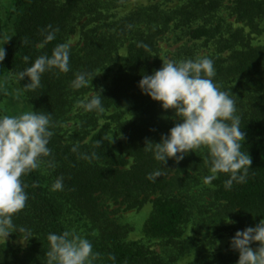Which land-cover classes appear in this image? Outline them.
Here are the masks:
<instances>
[{"label":"trees","instance_id":"obj_1","mask_svg":"<svg viewBox=\"0 0 264 264\" xmlns=\"http://www.w3.org/2000/svg\"><path fill=\"white\" fill-rule=\"evenodd\" d=\"M63 1L59 5L55 0H11L8 20L11 23L16 18L13 29L8 27L1 41L6 58L0 65V107L13 116L33 109L51 113L55 134L48 145L52 155L45 159L55 166L43 163L22 177L28 186L29 199L25 209L14 217V224L31 229L33 237L18 248L12 244L19 241L18 233L10 234L7 242H0V264H46L47 235L67 231L63 221L67 206L98 221L107 213L103 210L105 201H113L124 210L151 202L153 212L147 232L152 237L170 240L182 236L195 200L193 189L209 175L204 163L208 153L191 152L179 164L169 160L167 169H162L152 153L143 148L146 140L159 142L175 126L174 111L163 110L160 102L153 101L138 87L143 74L151 75L162 67L159 56L162 37L179 29H188L190 41L218 44L217 52L207 56L214 62L213 79L235 100L240 128L246 134L241 151L252 159L245 183H234L231 190H226L224 181L228 176L223 173L213 181L214 201L223 205L220 211L232 221L234 234L264 219V45L255 47L246 43L238 30L231 34V40H222L223 26L209 24L215 18L213 13L221 7L220 0H189L169 11L153 5L111 23L110 31H103L102 25L83 31L80 44L70 48V71L44 73L41 88L17 98L15 89L29 79L18 83L15 73L30 66L40 55L50 56L56 45L64 43L77 15L74 13L89 0ZM233 1L238 21L255 26L257 20H264V0ZM91 2L94 7L99 0ZM200 20L204 23L193 27ZM48 25L59 29L56 39L38 48ZM126 42L128 55L121 58L119 49ZM140 44L147 45V49ZM227 52L230 55L224 57ZM25 56L29 57L28 62ZM195 58L190 48H182L171 60ZM119 59L124 64L111 84L105 86L99 74ZM78 72L91 73L94 79L88 87L73 90L70 83ZM100 88L104 89L103 113L85 112L78 107V102L89 99ZM74 146H78L77 152L72 151ZM92 152L96 153L94 159L81 158L82 154ZM157 169H162L163 176L149 180V173ZM61 175L64 190L52 191L51 185ZM111 242L102 264H165L140 248L121 243L115 236ZM113 256L115 260L110 259ZM237 261L220 256L203 264H237Z\"/></svg>","mask_w":264,"mask_h":264},{"label":"clouds","instance_id":"obj_2","mask_svg":"<svg viewBox=\"0 0 264 264\" xmlns=\"http://www.w3.org/2000/svg\"><path fill=\"white\" fill-rule=\"evenodd\" d=\"M58 31L48 25L42 33L44 39L37 47L43 48L55 40ZM24 42L28 43L27 39ZM138 46L148 47L144 44ZM5 58V47H0V65ZM69 59L68 43L56 45L50 56L37 57L30 66L15 73L18 83L26 77L29 79L27 84L15 89L16 97L41 88L42 76L46 72L68 73ZM161 59L162 67L151 75L143 74L138 87L153 101L160 102L163 110H173L176 123L159 142L146 140L143 149L152 153L162 169H167L165 165L169 160L179 164L191 152L206 150L208 155L204 163L209 175L203 177L204 184H211L221 173L228 176L224 181L226 190H231L234 183H245L252 168L250 155L241 151L246 134L240 128L235 100L214 82L213 60L207 56ZM24 60L28 62L29 57L25 56ZM93 79L91 73H75L70 87L80 90L88 87ZM103 91V88L96 90L89 99L78 102V107L85 112L103 113ZM54 127L51 113L33 109L13 116L0 107V242H7L12 233H18L19 242L24 245L33 237L31 229L14 224V217L25 209L29 199L28 186L22 177L39 169L43 163L55 166L51 160L45 159L52 155L48 145L55 134ZM77 150L78 146L72 148L73 152ZM95 157V152L81 155L86 160ZM162 169L149 173L148 179L156 181L163 176ZM51 190H64L62 175L55 179ZM47 241L46 264H94L99 256L93 251L91 241L74 231L49 233ZM253 244L258 246L253 248ZM230 247L239 253L237 264H264V219L254 227L237 231ZM110 259L115 260V257Z\"/></svg>","mask_w":264,"mask_h":264},{"label":"rangeland","instance_id":"obj_3","mask_svg":"<svg viewBox=\"0 0 264 264\" xmlns=\"http://www.w3.org/2000/svg\"><path fill=\"white\" fill-rule=\"evenodd\" d=\"M62 5L63 0H55ZM93 0L82 4L74 13V21L65 35L64 43L70 48L78 46L85 30L102 25L103 31L111 30L109 25L141 8L159 5L162 10L169 11L186 5L189 0H99L92 7ZM221 7L214 12L215 18L209 23L223 26L222 40H231V34L235 31L242 32L245 42L252 46L264 45V20H257L255 26L237 20L234 11L233 0H220ZM0 47L1 41L8 27L12 30L15 18L8 20V12L11 9V0H0ZM95 9L94 11H90ZM80 14H86L81 16ZM203 20L193 24V27L202 25ZM114 29H112L113 31ZM187 28L169 31L159 42V56L171 60L177 57L182 48H190L196 57L209 56L217 52L218 44L204 41H190L186 35ZM221 40V39H220ZM128 43L121 45L119 55L125 58L128 55ZM230 52L224 53L227 57ZM123 59L111 64L109 70L99 74L105 86H109L119 71ZM246 79H243V81ZM236 81L235 84H238ZM90 93L89 95H91ZM88 97V96H87ZM105 121L102 120L101 124ZM71 125V124H70ZM215 187L203 182L193 189L194 203L191 206V215L188 223L182 228V236L178 239L152 237L147 232V222L152 215L153 206L148 202L141 208L124 210L113 201H105L103 210L107 212L104 217L94 220L80 215L79 211L69 206L66 207L63 221L67 231L89 239L93 245V251L99 256L94 264H102L107 246H111V238L115 236L121 243L140 248L149 256L157 257L165 264H203L217 260L218 257L239 259V253L230 247V241L234 237L232 221L226 213H221L223 208L219 202H215L213 191ZM155 197V196H154ZM152 197V199L154 198ZM215 202V203H214ZM18 247H24L19 241L12 242ZM255 248V246H252Z\"/></svg>","mask_w":264,"mask_h":264}]
</instances>
